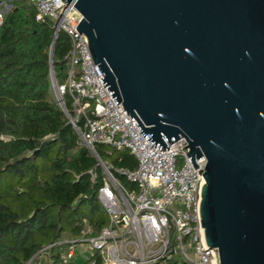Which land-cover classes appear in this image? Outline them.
<instances>
[{
  "label": "water",
  "instance_id": "water-1",
  "mask_svg": "<svg viewBox=\"0 0 264 264\" xmlns=\"http://www.w3.org/2000/svg\"><path fill=\"white\" fill-rule=\"evenodd\" d=\"M61 3L83 16L103 87L144 138L162 152L185 137L195 169L206 158L205 247L220 264H264V0Z\"/></svg>",
  "mask_w": 264,
  "mask_h": 264
},
{
  "label": "built area",
  "instance_id": "built-area-1",
  "mask_svg": "<svg viewBox=\"0 0 264 264\" xmlns=\"http://www.w3.org/2000/svg\"><path fill=\"white\" fill-rule=\"evenodd\" d=\"M27 1L36 6L37 20L54 23L55 38L63 32L71 42L66 80L59 83L55 78L52 87L82 145L96 160L101 159L100 144L127 151L136 158L137 167L117 171L134 185L126 187L113 174V166L101 159L98 164L105 178L98 200L109 223L96 235L85 226L76 236H63L25 264H171L178 262L177 253L184 264H220L218 249L205 247L200 228V184L205 182L206 158L196 159L199 168L195 169L186 153L185 137L172 144L165 139L169 150L162 152L155 142L147 141L149 136L144 138L136 119L103 87L104 75L77 29L83 16L76 7L61 0ZM12 6V0L0 1V26ZM66 95L71 98L72 113L65 106ZM81 118L83 127L77 124Z\"/></svg>",
  "mask_w": 264,
  "mask_h": 264
},
{
  "label": "trees",
  "instance_id": "trees-1",
  "mask_svg": "<svg viewBox=\"0 0 264 264\" xmlns=\"http://www.w3.org/2000/svg\"><path fill=\"white\" fill-rule=\"evenodd\" d=\"M12 2L0 26V264H25L65 233L76 236L85 226L100 232L106 222L95 214L105 176L50 99L51 64L56 80H66L68 36L54 39V23L37 20L33 3ZM64 100L72 113L70 96ZM97 152L124 185L134 186L117 172L136 169L133 155L103 144ZM83 205H92L91 213L80 214Z\"/></svg>",
  "mask_w": 264,
  "mask_h": 264
},
{
  "label": "rangeland",
  "instance_id": "rangeland-1",
  "mask_svg": "<svg viewBox=\"0 0 264 264\" xmlns=\"http://www.w3.org/2000/svg\"><path fill=\"white\" fill-rule=\"evenodd\" d=\"M13 6H14V4H13ZM13 6L10 8V10L13 8ZM50 99L52 101H56L57 102V92H56V89L53 88V87H52V90H51ZM181 163H182V159L180 158L179 167H180ZM115 176L118 178V176L116 174H115ZM126 187H128V186H126ZM92 208H93L92 205H83V206H80L79 212H80V214L85 215V214H87L89 212L91 213ZM95 217L100 218L101 220H104L106 222L105 225H107L109 223V217L106 214V212L104 211L102 205H101L100 211H98L95 214ZM64 236H68V233H65ZM175 260L178 261V264H184V261L182 260L180 254H178V253L175 255Z\"/></svg>",
  "mask_w": 264,
  "mask_h": 264
}]
</instances>
